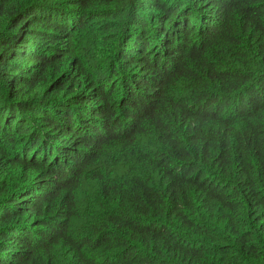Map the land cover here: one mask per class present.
<instances>
[{"label":"trees","instance_id":"1","mask_svg":"<svg viewBox=\"0 0 264 264\" xmlns=\"http://www.w3.org/2000/svg\"><path fill=\"white\" fill-rule=\"evenodd\" d=\"M0 264H264V0H0Z\"/></svg>","mask_w":264,"mask_h":264}]
</instances>
